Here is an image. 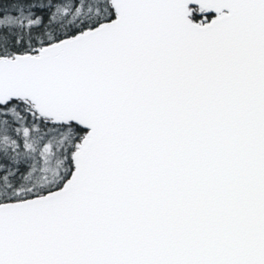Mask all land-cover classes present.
<instances>
[{"label": "snow or ice", "instance_id": "obj_1", "mask_svg": "<svg viewBox=\"0 0 264 264\" xmlns=\"http://www.w3.org/2000/svg\"><path fill=\"white\" fill-rule=\"evenodd\" d=\"M0 264H264V0H0Z\"/></svg>", "mask_w": 264, "mask_h": 264}]
</instances>
